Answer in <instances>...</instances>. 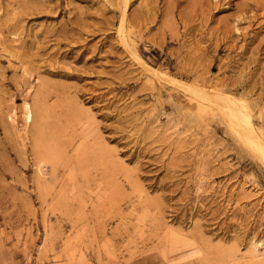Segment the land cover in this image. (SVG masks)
<instances>
[{"label": "rangeland", "instance_id": "1", "mask_svg": "<svg viewBox=\"0 0 264 264\" xmlns=\"http://www.w3.org/2000/svg\"><path fill=\"white\" fill-rule=\"evenodd\" d=\"M0 264H264V0H0Z\"/></svg>", "mask_w": 264, "mask_h": 264}]
</instances>
